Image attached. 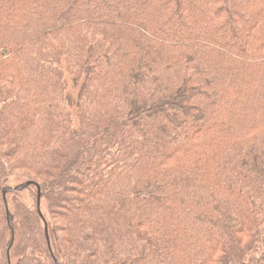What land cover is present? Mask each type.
Listing matches in <instances>:
<instances>
[{
    "label": "trees",
    "instance_id": "1",
    "mask_svg": "<svg viewBox=\"0 0 264 264\" xmlns=\"http://www.w3.org/2000/svg\"><path fill=\"white\" fill-rule=\"evenodd\" d=\"M0 264H264V0H0Z\"/></svg>",
    "mask_w": 264,
    "mask_h": 264
},
{
    "label": "water",
    "instance_id": "2",
    "mask_svg": "<svg viewBox=\"0 0 264 264\" xmlns=\"http://www.w3.org/2000/svg\"><path fill=\"white\" fill-rule=\"evenodd\" d=\"M28 184L30 185L31 183H28ZM18 191H19L18 188H14V189H12V188H7V187H6V188L4 189V197H6L8 194H14V193H17ZM6 205H7V207H8L7 202H6ZM7 210H8V208H7ZM38 211H39L40 216L42 217V219H43L44 222H45L46 234H47V238H48V240H49L47 222L45 221V219H44V217H43V214H42V211H41V190H40V188H38Z\"/></svg>",
    "mask_w": 264,
    "mask_h": 264
},
{
    "label": "rangeland",
    "instance_id": "3",
    "mask_svg": "<svg viewBox=\"0 0 264 264\" xmlns=\"http://www.w3.org/2000/svg\"><path fill=\"white\" fill-rule=\"evenodd\" d=\"M7 188H12V189H14L15 187L7 186ZM22 197H23V198L25 197V198L27 199V203H28V204H31V202H32V198H31L30 194H28V193H24Z\"/></svg>",
    "mask_w": 264,
    "mask_h": 264
}]
</instances>
